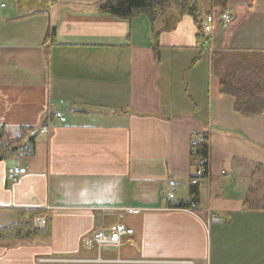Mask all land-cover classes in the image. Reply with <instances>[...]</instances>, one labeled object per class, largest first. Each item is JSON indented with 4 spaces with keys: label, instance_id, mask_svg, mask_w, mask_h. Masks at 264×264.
<instances>
[{
    "label": "crops",
    "instance_id": "1",
    "mask_svg": "<svg viewBox=\"0 0 264 264\" xmlns=\"http://www.w3.org/2000/svg\"><path fill=\"white\" fill-rule=\"evenodd\" d=\"M100 1L52 0L34 12L0 2L4 142H17L21 127L39 130L51 107L66 118L36 136L31 154L0 159V226L33 209L51 225L48 239L0 242V264H264V211L244 208L264 184V113L237 112L219 87L263 61L264 0L229 1L232 15L250 9L227 41L211 0H196L200 40L194 19L177 9L155 22L147 13L120 19L100 12ZM204 132L209 182L194 210L170 207L189 197L190 139ZM13 165L27 169L15 182L7 175ZM115 179L118 198L107 184ZM170 180L178 182L173 201ZM119 224L133 233L118 245L90 241Z\"/></svg>",
    "mask_w": 264,
    "mask_h": 264
},
{
    "label": "trees",
    "instance_id": "2",
    "mask_svg": "<svg viewBox=\"0 0 264 264\" xmlns=\"http://www.w3.org/2000/svg\"><path fill=\"white\" fill-rule=\"evenodd\" d=\"M215 10L216 23L221 22V16L227 11V5L230 0H211ZM253 1V0H252ZM14 4L22 12H34L48 8L52 4V0H14ZM177 9L181 14H188L191 16L198 26V40L204 37V25L202 23L203 13L200 10L196 0H103L99 2V10L102 13L115 16L120 19H131L141 13H147L155 22L167 11ZM250 6L235 7L234 14L228 25L226 33V40L233 28L238 27L243 19L247 16ZM36 13V12H35ZM211 15V13L209 14ZM158 36L159 32H154V42L152 47L156 58H158ZM235 64L233 67H237ZM233 70H236L234 69ZM262 71V69L260 68ZM220 91L225 94L232 95L235 98V110L246 116L264 113V97L256 94L253 90H246L238 84L222 80L219 84ZM56 110L51 107V115L47 114L43 126L38 130L34 127H21V134L17 142H4L6 138L7 129L0 127V159L5 158L7 155L17 152H23L27 155L31 154L35 145V138L38 136L42 129L47 126L49 129L50 123L54 120V113ZM63 112V111H62ZM207 143L198 147L195 152L191 153V166L193 170L203 168L204 182L197 185H191L189 197L184 200L172 204L173 208H190L194 210L200 197V186L206 184L210 179V134L206 132ZM207 159L208 163L201 165L199 162ZM193 172L190 180L192 179ZM195 176V175H194ZM176 199V198H175ZM174 199V200H175ZM173 201V200H172ZM246 210H260L264 211V202H256L252 199H246L244 203ZM18 221L8 226H0V242L26 240L34 238L48 239L51 236L50 218L46 217V226L37 227L35 225V218L43 215L42 210H21L18 213ZM28 215V217L26 216Z\"/></svg>",
    "mask_w": 264,
    "mask_h": 264
},
{
    "label": "built area",
    "instance_id": "3",
    "mask_svg": "<svg viewBox=\"0 0 264 264\" xmlns=\"http://www.w3.org/2000/svg\"><path fill=\"white\" fill-rule=\"evenodd\" d=\"M4 4H1V7H4ZM232 18V14L230 12H225L221 16V25L226 28L228 27L230 21ZM49 115H51V110H49ZM54 118L60 120L61 122H65L66 118L61 110H56L54 113ZM43 132L48 131V127L45 126L42 129ZM207 137H206V132L204 133H198L195 134L191 137V153L195 152L198 147L202 146V144L207 143ZM201 165L208 163L207 159H203L199 162ZM204 169L203 168H198L197 170H193V175L192 179L190 180V183L192 185H197L200 184L201 182H204V176H203ZM27 173V169L24 166L21 165H13L8 168L7 170V175L8 179L12 182L17 181L20 177L24 176ZM168 191L166 192V197L167 200L172 201L176 198V190L178 188V182L175 180H170L168 182ZM134 212V214L140 212L138 210H133L132 208H129L126 210V212ZM37 225L39 227H42V223L46 222L44 218H37ZM40 222V223H38ZM133 230L129 227H126L124 224H119L117 225L116 228L111 229V230H101L98 232L93 233V241L97 243L99 246L102 244H119L122 235H127V234H132Z\"/></svg>",
    "mask_w": 264,
    "mask_h": 264
},
{
    "label": "rangeland",
    "instance_id": "4",
    "mask_svg": "<svg viewBox=\"0 0 264 264\" xmlns=\"http://www.w3.org/2000/svg\"><path fill=\"white\" fill-rule=\"evenodd\" d=\"M1 1H4L5 3L8 1L9 2V0H0V2ZM233 56V55H232ZM242 55H239V56H237L236 55V57L235 58H233V59H236V60H240V57H241ZM250 60V59H249ZM239 67H241V66H239ZM234 68V69H236V70H234V72H237V70H239L240 68ZM244 71H242L241 73H242V76H240V73H238V75H237V77H239V78H236L235 77V81L236 82H234V83H236V84H240V80L242 81L241 82V84L242 83H244L243 84V86H241V87H243V88H246V90H249L250 91V89H251V86L254 84L253 82V80L254 79H257V83H258V85H257V90H258V94H260L261 96H263L264 97V59H263V61L261 62V64L260 65H257V64H253L252 62L251 63H249V65L247 66V65H244ZM262 67V68H261ZM260 68L262 69V71L260 70ZM247 71V73H245ZM229 73V72H228ZM246 74V75H245ZM229 75H231L230 73H229ZM236 76V75H235ZM246 76H248V80H247V78H246ZM241 77V78H240ZM255 77H257V78H255ZM244 79L245 80H247V82L246 81H244ZM239 81V82H238ZM256 82V81H255ZM238 84V85H239ZM256 84V83H255ZM240 86V85H239ZM257 94V93H256ZM7 133H8V131L6 132V136H7ZM16 133V135H20L21 134V132H20V134H19V132H15ZM18 133V134H17ZM16 139H17V137H15ZM190 144H191V139H190ZM190 154H191V145H190ZM15 166V165H14ZM264 169V168H263ZM262 169V170H263ZM263 172H264V170H263ZM264 177V176H263ZM259 184H261L262 182L264 183V178H262V177H260L259 178ZM263 186V188H261L260 187V185H259V192H258V199H259V202L261 201V202H264V184L262 185ZM127 209H129V208H127ZM126 209V210H127ZM133 210H138V208L136 209V208H132ZM139 211L140 212H138V213H136V214H139V213H141L142 212V210H140L139 209ZM128 214H132V215H135L134 214V212H131V211H129V212H127ZM37 218H44L45 220H46V217H43V216H41V217H37ZM37 218H35V225L36 226H38L37 225ZM263 219H264V215H263ZM38 223H40V222H38ZM125 225V224H124ZM44 226H46V222H44V223H42V227H44ZM126 226V225H125ZM39 227V226H38ZM127 227V226H126ZM101 230H103V229H100V230H96L95 231V233L96 232H98V231H101ZM262 231H264V229H262ZM90 241L92 242V243H94L97 247H106V246H114V244H107V243H105V244H102V245H98L97 243H95L94 241H93V234L91 235V238H90ZM120 243V242H119ZM115 245H118V244H115ZM58 262H60V263H62V262H68V259L67 260H64L63 258H58Z\"/></svg>",
    "mask_w": 264,
    "mask_h": 264
},
{
    "label": "clouds",
    "instance_id": "5",
    "mask_svg": "<svg viewBox=\"0 0 264 264\" xmlns=\"http://www.w3.org/2000/svg\"><path fill=\"white\" fill-rule=\"evenodd\" d=\"M71 182H66V184H70ZM107 184L109 185L110 189H111V196L113 198H118V187H119V180L115 179V180H110L107 182ZM66 191L70 190L67 187L65 188ZM76 199H82V197H79L78 195L75 197ZM90 199V197H88Z\"/></svg>",
    "mask_w": 264,
    "mask_h": 264
}]
</instances>
